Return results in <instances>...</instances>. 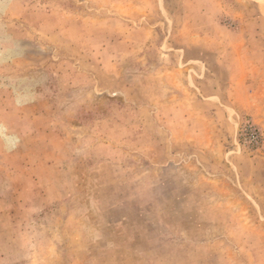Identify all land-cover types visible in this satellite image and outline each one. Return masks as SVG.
<instances>
[{
    "label": "rangeland",
    "instance_id": "rangeland-1",
    "mask_svg": "<svg viewBox=\"0 0 264 264\" xmlns=\"http://www.w3.org/2000/svg\"><path fill=\"white\" fill-rule=\"evenodd\" d=\"M0 264H264V0H0Z\"/></svg>",
    "mask_w": 264,
    "mask_h": 264
},
{
    "label": "built area",
    "instance_id": "built-area-1",
    "mask_svg": "<svg viewBox=\"0 0 264 264\" xmlns=\"http://www.w3.org/2000/svg\"><path fill=\"white\" fill-rule=\"evenodd\" d=\"M248 135H249V138L251 140H254L256 143H259L260 142L261 134H260V132L259 133L257 132V129H256V131H254L253 133H251V135L250 134H248Z\"/></svg>",
    "mask_w": 264,
    "mask_h": 264
}]
</instances>
